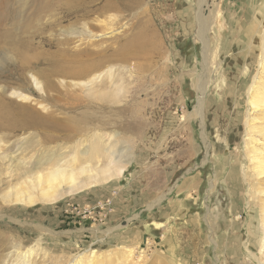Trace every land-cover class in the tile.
Instances as JSON below:
<instances>
[{
  "label": "rangeland",
  "instance_id": "374dc122",
  "mask_svg": "<svg viewBox=\"0 0 264 264\" xmlns=\"http://www.w3.org/2000/svg\"><path fill=\"white\" fill-rule=\"evenodd\" d=\"M246 2L207 0L203 9L211 21L205 146L194 117V84L202 70L197 0H142L137 15L89 14L84 21L123 17L113 33L91 39L103 49L139 17L142 25L150 23L158 43L144 61V71L131 69L124 75L123 104L103 108L85 95L71 106L41 100L30 75L19 73L20 57L30 58L25 52L29 0H0V100L14 112L20 107L30 109L23 114L48 111L64 121L59 129L42 124L0 133L2 155L12 156L19 148L33 173L44 175L52 156L67 158L75 149L88 152L96 135H113L109 173L125 166L121 176L100 177L95 187L64 193L56 202L41 200L36 187L34 205H13L16 190L9 185L19 184L20 174H8L0 162V264H76L77 259H82L77 264H257L247 248L258 253L263 245L264 177L255 178L246 155V104L238 92L251 68L236 70L238 74L226 67L235 44L244 43L240 31L249 24ZM14 90L30 100L15 97ZM66 118L72 122L66 124ZM72 124L82 128L79 134L71 132ZM255 125L264 128V113ZM77 176L84 182V175ZM211 183L215 185L209 190Z\"/></svg>",
  "mask_w": 264,
  "mask_h": 264
},
{
  "label": "bare ground",
  "instance_id": "6f19581e",
  "mask_svg": "<svg viewBox=\"0 0 264 264\" xmlns=\"http://www.w3.org/2000/svg\"><path fill=\"white\" fill-rule=\"evenodd\" d=\"M141 1L29 0L30 31L25 52L30 58L20 57L19 73H28L34 88L42 93L41 100L55 106L59 103L71 106L78 100H82L81 95L88 97L91 103L100 106V108L111 106V104L113 106L123 104L127 94L123 82L124 75L131 73V69L144 71L142 67L144 61L148 62L146 59L158 49L156 35L149 26L150 23H145L146 26H144L145 24L142 25L143 21H140L139 17V19L133 18L131 26L119 34L115 41L112 40L114 44L106 45L104 49L101 47L102 45H95L91 39L113 33L114 27L121 23L123 17L120 16L123 13L136 11L135 14L137 15ZM206 2L207 0H197L196 19L198 27L196 39L202 46V70L194 84L197 93L194 117L198 120L205 146L207 143L206 138L203 137L204 94L210 72L206 35L210 29L209 26H211V21L203 14ZM246 8L248 12V15L246 13V20L249 24L246 30L240 31L243 33L244 43L243 45L234 43L236 47L233 48L231 56L227 59L226 67L233 73L242 68L245 70L251 68V72L249 70L251 74L245 76L247 81L240 83L238 92L243 93L246 104L244 122L246 126L244 138L246 155L252 165L251 170L258 180L264 177V133H261L264 128L262 125L259 128L255 125L259 116L264 113V0H247ZM107 12L120 13V16L112 14L108 16L109 21L106 23L97 20V17H103ZM89 14H97L98 16L96 19L84 21L89 17ZM243 16L241 14L240 17L243 18ZM71 20L74 21L70 25L62 26ZM241 22H239V26ZM76 25H79V28ZM37 50L42 52L37 53ZM239 50L241 51L239 52ZM131 63H133L132 66H129ZM37 67L40 69H36ZM13 95L24 102L30 100L25 93H18L16 90H14ZM17 110L14 112L8 102L4 103L0 100V133L28 130L42 124L48 125L47 127L51 129H59L58 127H62L60 122H64L60 121L61 117H57L55 113L45 111V107H42L45 114L37 112L23 114L24 111H30V109L24 110L23 107L17 108ZM71 122V118H66V124ZM73 125L71 132L79 134L82 128ZM113 137L111 135L105 139L101 135H96L94 137V140L96 138L95 143L93 141L94 146L88 152L84 150L77 152L75 149L67 158L52 156L47 159V166L44 168L45 176L39 172L33 173L28 167L29 162L20 157L22 151L19 148L15 150L12 156L2 155L4 153L2 149L3 140L0 137V162L4 164L8 174L18 171L21 179V182L15 187L9 185L11 191L16 190L14 191L15 200L12 204L34 205L35 202L31 193L36 187L38 189L40 187L41 200L53 203L61 199L64 193L69 196L83 187H95L100 177L107 181L113 175L121 176L124 172V165H118V170L114 174L109 173L112 163H114L113 152L111 151L113 147L109 146ZM3 148L5 149V147ZM79 153L81 157H79ZM103 160H108L109 163L103 164ZM32 174L35 175L31 176ZM79 174L85 176L84 182L78 179L77 175ZM246 174L244 173L245 177ZM214 183L210 184L209 190L215 185ZM41 186L43 187L41 188ZM260 193L264 194L263 192ZM158 201L153 202L149 208L157 204ZM262 241L263 245H259L258 253H255L256 249L253 247L247 248L248 254L257 264H264V236ZM132 256L133 251H129L127 258L131 259ZM80 261L82 259H77L76 264Z\"/></svg>",
  "mask_w": 264,
  "mask_h": 264
}]
</instances>
